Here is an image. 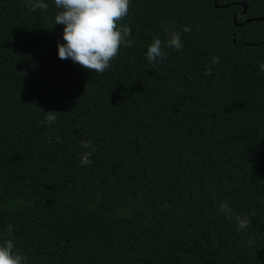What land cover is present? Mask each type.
Listing matches in <instances>:
<instances>
[{"label":"trees","instance_id":"16d2710c","mask_svg":"<svg viewBox=\"0 0 264 264\" xmlns=\"http://www.w3.org/2000/svg\"><path fill=\"white\" fill-rule=\"evenodd\" d=\"M45 2L0 0V240L25 264H264V0H131L103 73L59 58Z\"/></svg>","mask_w":264,"mask_h":264},{"label":"clouds","instance_id":"9594fccd","mask_svg":"<svg viewBox=\"0 0 264 264\" xmlns=\"http://www.w3.org/2000/svg\"><path fill=\"white\" fill-rule=\"evenodd\" d=\"M56 9L55 24H62L63 43L58 42V56L60 59H71L89 72L103 73L111 67L112 61L119 55L121 47H132L129 39L131 28L121 21L128 15L131 0H54ZM25 6L35 11L48 10L45 0H25ZM198 30V29H197ZM185 33L191 31L187 26ZM167 39L162 41L154 36L148 44L145 56L147 61L156 67L162 63L167 52L165 48L180 50L183 47L181 34L174 25L165 28ZM212 65L219 63V57H212ZM264 71V63L259 65ZM205 75H211V67L205 70ZM56 111H46L45 121L53 123ZM59 139V137H57ZM84 149L95 150L90 141H81ZM90 151L81 153L80 163L87 165L90 161ZM221 212L232 217V208L225 200L219 204ZM255 215V211L251 213ZM237 230L246 229L250 224L248 216L236 215ZM12 233L11 226L7 229ZM0 264H25V256L15 249L11 239L0 240Z\"/></svg>","mask_w":264,"mask_h":264},{"label":"water","instance_id":"95a60500","mask_svg":"<svg viewBox=\"0 0 264 264\" xmlns=\"http://www.w3.org/2000/svg\"><path fill=\"white\" fill-rule=\"evenodd\" d=\"M245 10H246V5H245V3H243V11L241 12L242 14L245 12ZM235 17L236 16H234V20H235ZM252 18H247L246 19V21H250ZM235 24L236 25H238V24H240V25H242L243 24V22H241V23H237V22H235Z\"/></svg>","mask_w":264,"mask_h":264}]
</instances>
